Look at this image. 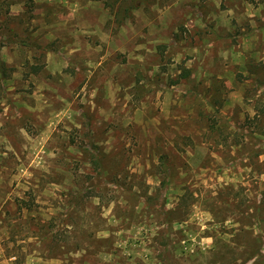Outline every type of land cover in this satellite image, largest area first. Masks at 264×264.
Wrapping results in <instances>:
<instances>
[{
    "label": "rangeland",
    "instance_id": "1",
    "mask_svg": "<svg viewBox=\"0 0 264 264\" xmlns=\"http://www.w3.org/2000/svg\"><path fill=\"white\" fill-rule=\"evenodd\" d=\"M0 264H264V0H0Z\"/></svg>",
    "mask_w": 264,
    "mask_h": 264
}]
</instances>
